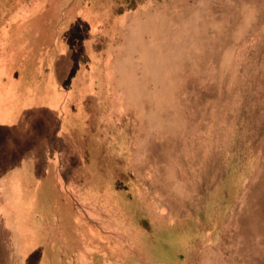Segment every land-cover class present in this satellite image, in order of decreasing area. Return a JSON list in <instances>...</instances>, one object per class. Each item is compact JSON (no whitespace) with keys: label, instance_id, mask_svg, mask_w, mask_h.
Returning a JSON list of instances; mask_svg holds the SVG:
<instances>
[{"label":"rangeland","instance_id":"374dc122","mask_svg":"<svg viewBox=\"0 0 264 264\" xmlns=\"http://www.w3.org/2000/svg\"><path fill=\"white\" fill-rule=\"evenodd\" d=\"M161 1L0 0L1 52L45 53L65 73L69 152L82 168H58L57 246L66 264H264V208L259 230L247 210L236 221L264 185V0L234 33L215 15L216 32L185 39L190 63L165 77L155 130L121 97L115 72L131 21L171 2ZM143 88L152 109L154 90Z\"/></svg>","mask_w":264,"mask_h":264},{"label":"crops","instance_id":"0c3cea01","mask_svg":"<svg viewBox=\"0 0 264 264\" xmlns=\"http://www.w3.org/2000/svg\"><path fill=\"white\" fill-rule=\"evenodd\" d=\"M34 55L17 58L0 50V264L69 259L57 246L56 225L64 217L58 168L74 166L78 177L82 158L69 152L65 73L49 68L47 54ZM93 192L90 186V197Z\"/></svg>","mask_w":264,"mask_h":264},{"label":"bare ground","instance_id":"6f19581e","mask_svg":"<svg viewBox=\"0 0 264 264\" xmlns=\"http://www.w3.org/2000/svg\"><path fill=\"white\" fill-rule=\"evenodd\" d=\"M257 1L258 0H235V2L234 0H171L169 6H165L162 9H145L136 19L132 20L130 23L131 25H129L127 29L124 44L120 51H118L115 74L117 76L116 82L118 83L121 97L130 105V109L138 114V119L146 124L150 118L151 122L149 124H151L150 127L152 129H163L164 127H162L160 122L156 121L161 115V90L163 89L162 86L165 84V77L167 74L174 71L181 60L190 63V55L188 52L186 53V51L183 52V48L190 47L191 44H188L185 39L198 38L202 33L209 30L211 24L212 29L216 32L218 26L214 25L215 15L217 18H220L218 23L227 25L228 31L233 32L239 30L238 20L240 15H242L246 8H251L253 4H256ZM206 6L212 7L213 10L209 12L205 11ZM141 9H143V7ZM212 12H216V14L210 15ZM211 16L214 18L212 19ZM219 36H221L219 33L216 34L217 38H219ZM224 37L223 35L221 38ZM182 41L184 43H182ZM134 54H138L139 57H134ZM149 54L154 55L150 56ZM134 58L137 59V64L133 63ZM151 63L152 66H150ZM146 75L149 77V81L146 80ZM137 84L140 85L139 89H135L131 92V87L134 86L137 88ZM147 86H151L154 90V100L152 103L154 107L152 109L148 106L151 91H146V89L143 88ZM173 93L172 88L170 95ZM149 109L154 110V112L149 111ZM170 188L171 191L178 189L173 186H170ZM263 192L264 185H261L260 188L258 186L257 190L252 192L250 199L243 201L238 213L241 214L236 218V221L240 225L242 222H246V219L244 220L242 215L244 211L247 210L250 217L248 221L252 222L251 224L254 225L253 227L256 230L260 229L262 225L260 219H263L260 217V211L261 208L262 210L264 208V199L262 200ZM239 224L238 228L240 227ZM242 232L243 234L241 235L244 236L245 231L242 230Z\"/></svg>","mask_w":264,"mask_h":264}]
</instances>
